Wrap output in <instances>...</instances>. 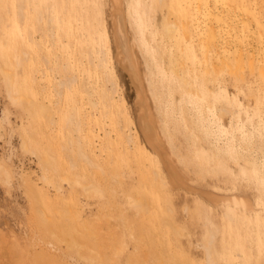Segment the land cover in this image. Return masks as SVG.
Listing matches in <instances>:
<instances>
[{"label":"rangeland","instance_id":"rangeland-1","mask_svg":"<svg viewBox=\"0 0 264 264\" xmlns=\"http://www.w3.org/2000/svg\"><path fill=\"white\" fill-rule=\"evenodd\" d=\"M18 1L0 0V58L14 72V92L25 91L43 100L53 108L55 124L35 120L24 106L12 103L0 71V163L10 175L7 185L0 172V264H208L202 246L208 228L215 233L213 249L219 264H264V191L232 163L226 174L216 170L214 175L194 157L195 148L208 149L206 141L233 143L264 171V81L259 75L264 67V0H220L223 4L217 6L216 0H137L129 22L127 18L146 104L157 118V132L164 136L168 154L192 190L153 188L131 159L136 147L128 145L104 117L96 91L105 88L108 67L98 68L94 55L86 50L91 53L107 33L115 68L112 81L139 129L136 87L116 60L111 0H26L25 24L50 54L53 71L40 61H24L19 67L10 64L15 50L9 47L6 54L2 43L5 38L13 43L10 33L16 25L23 27ZM48 2L53 6L50 17L61 20L53 34L48 13L38 23L34 11ZM129 3L123 0L125 10ZM214 13L222 20L217 21ZM165 19L180 24L171 38L162 30ZM208 28H213L216 40L206 52ZM238 54L244 61L239 77L227 68L219 75L213 72V64L225 60L233 65ZM55 55L67 61L79 79V85L60 94ZM248 57L253 59L252 69ZM218 100L229 111L222 119L224 133L217 132L214 116ZM90 101L98 103L97 108ZM70 114L81 122L80 134L63 128ZM208 126L215 132L210 141L203 137ZM104 131L110 132L111 143ZM140 135L139 143L144 145ZM22 137L29 150L22 149ZM79 140L96 162L105 164L103 171L79 156ZM39 156H49L53 167L43 170ZM92 182L96 190L85 191L82 185ZM203 193L244 197L254 210H232L206 200ZM131 197L142 198L146 207L130 205ZM62 209H74L76 214L65 217ZM227 214L233 216L231 221Z\"/></svg>","mask_w":264,"mask_h":264},{"label":"bare ground","instance_id":"bare-ground-1","mask_svg":"<svg viewBox=\"0 0 264 264\" xmlns=\"http://www.w3.org/2000/svg\"><path fill=\"white\" fill-rule=\"evenodd\" d=\"M18 2H19V5H18L19 11L24 20V24L22 28H20L21 27L20 25H16L13 32L10 33V36L13 38V43L7 42V38H5L6 41L2 43L4 49H6L5 51L6 54L9 53V50H7L9 49V47L11 48L13 47V49L15 50L13 53L14 55L13 59L9 58L10 61L9 60L8 61L10 62L12 67H19L20 65H22L24 61H27V62L29 61L30 63H38L40 61L48 66L49 71H53L54 69L51 67L50 54L47 52H44L40 43L37 41V39L34 38L32 34L33 30H31L28 27L29 26L28 24H25V20L28 14L26 0H19ZM136 2L137 0H130V3L127 5V8L125 10L123 8V0H111L112 16H113L112 27H113V41H114V45L116 48V60L119 63V65L123 67V69L128 73L131 79L130 81H132V83L136 87L137 104L140 107L139 116L137 118L138 119L137 124L139 126L140 132L142 136L144 137L146 143L144 145L139 143L140 136H141L139 129L126 111V103H125L123 96L121 94H117V92H120V91H117L116 89V86H115L116 83L113 82L115 80L112 81V78H113L112 74L113 75L115 74V68H114L113 57H111V47H112L110 45L111 41L107 33L105 35L104 40L102 39L98 41L97 43L98 47L96 46L91 47L93 48L91 53H89V51L87 52L86 50L87 54L94 55L95 62L97 63L96 66L98 68L107 69L108 67V70L105 73V77H104L105 84H106L105 88L103 89V91H100V90L96 91L97 93L100 94L99 96L100 101L98 102L105 108L104 117L110 121L112 127L114 128L117 127L119 136L128 145L133 144L136 147L135 151L134 152L132 151V153L130 154L131 159L136 162L137 166L145 174L146 180L149 182V184H151L153 188H156V190L157 188L160 190L161 189L165 190L169 186H172L174 188L176 187L179 188L181 186V187L188 188L189 190H192L188 186L185 185V183L182 180L181 173L176 166V163L172 160V157L170 156L171 154L170 155L168 154L166 147L164 145L165 142H163L164 136H162L163 138H161L160 137L161 134L159 135L157 132V128H156L157 123L155 121V119L157 118H154L155 116H153V114L151 113L150 109L148 108L146 104L147 102H146L145 89L143 86L141 74L138 69V64L136 61L137 57H135L136 54H134L135 53L133 50L134 47H132L133 45L131 46V43L127 35V23L132 18V8L133 6H135ZM217 4H223V2H221L220 0H216L214 2V5L217 6ZM52 7H53L52 3L48 2L46 5H44V7L42 6L36 7L34 11H35V17L38 23L43 22L46 17L45 13H48V16L46 17L47 23L49 24V27H51L50 31L53 34L55 24H59V23L61 24V20H59L57 17L54 19L50 17ZM127 18H128V22H127ZM215 18L217 21L222 20V18L216 14H215ZM168 19H165V21L163 22L162 30L166 36L171 38L174 32L178 29V27H180V24L177 20L169 21ZM243 24H244V21H243ZM246 24L247 23L245 22V25ZM128 26L130 27V25ZM181 26L184 30L185 24ZM68 34H70V31ZM63 35H64V31L61 32V37ZM72 35H73V32H72ZM75 35L77 39L83 41V39H81L80 34L78 32H76ZM184 38L187 39L186 32H184ZM215 40H216V35H215L213 28H208L206 35L204 37V44H205L206 52L210 51V47L215 42ZM70 41L72 40L69 39L68 37V45L72 43ZM27 48L31 50L29 51ZM80 49H83V48H80ZM91 55L90 56L88 55L87 57L91 58ZM55 57H57V60L59 61L57 64V68H58V74L60 77V80L56 82V87H57L56 91L57 93L60 94L62 89H65V88L72 89L75 85H79L78 83L79 79L77 75L72 74L70 64L67 61H62L63 58H59V56L57 55H55ZM3 59L4 58H0V71L3 75L1 77H4L5 79L10 101L14 104H21L22 106H24L27 112L30 113L34 117L35 120L40 121L43 119L49 122L50 124L54 125L55 118L53 117V115H55V113L53 111V108L47 105L43 100H39L35 98L33 95H31L28 92H25V91H22L21 93L14 92V87H13L14 72L12 69H10L6 65L7 62ZM251 59L250 58L248 59V66L250 67V69H252V65H253V61H252L253 59L252 60ZM243 64H244L243 57L241 54H238L235 58V62L233 65L229 64L225 60H221L217 64H213L211 68L213 69V72L216 75L221 74L224 68H227L230 74H232L234 77H239L242 72ZM259 75L261 79L264 81V67L263 69L259 70ZM183 91L186 93H190V91L186 90L185 88H183ZM43 98H46V96L44 95ZM97 104L98 103L96 102L90 101V105L93 108H97ZM218 104L220 105L219 107H217ZM227 112H229L228 109L224 105H222L220 100H218L216 105L214 106V116H215V121L217 123L216 125L217 132L219 133H224L226 131L224 125L222 124V119H223V115ZM186 123L187 125L190 124V120H186ZM80 124L81 122L74 115L72 116L70 114L67 117V120L65 124L63 125V128L72 130V132L81 133L82 130H81ZM162 128L164 127L162 126ZM210 128L209 126L205 127L204 128L205 135H203V137L209 141H210L209 138L211 137L210 135H214L215 133L214 131L211 130L212 128L211 129ZM230 128L232 129L233 125H231ZM40 130L41 129L38 128V131L42 132V130L41 131ZM127 130L130 132L129 134H125ZM104 132H105L104 133L105 140L111 143L110 132L108 131L107 132L104 131ZM86 139H88V135ZM80 141L81 140L78 141L79 156L83 160H85V162L90 167H94L96 168V170L103 171L104 170L103 166L105 164L102 166V164L98 163V161L96 162L95 161L96 159L92 158V155L89 153L88 147L85 144L82 145ZM70 143L71 141H69V144ZM206 143L209 144V145L207 144L208 149H198V148L194 149L195 161L198 160L199 165H201V167L205 168V170H207L209 173L214 174V175H216V172H215L216 170L221 174H226L228 172L227 165L232 163L233 165L239 168H242L244 172L246 173V176L252 179L256 183V186H258L261 190L264 191V171L261 170V167L258 165L256 159H254L253 157H250L249 155L246 156L245 153L241 154L238 151V149L233 145V143L232 144L222 143L223 145L222 144L220 145V142L216 143L215 145L207 141ZM21 147L24 150L30 149L28 141L24 138H23ZM149 149L153 151L154 154ZM173 159L176 160L175 157ZM40 163H41L43 170H45V169H48V167H53L54 160H52L49 156H44V157L42 156L40 157ZM70 166L72 165L70 164ZM0 172L4 176L3 182L7 185H10L9 172L2 163H0ZM42 179L44 181H47L48 183V179L44 172L42 175ZM61 179L64 180L65 182L67 178L62 177ZM68 182H71V180L70 181L68 180ZM73 182H76V181H73ZM82 187L87 192L96 190V187L93 184V182L83 184ZM202 195L207 198V199L205 198L206 200H209L210 202L217 204V205L222 204L225 207L231 208L232 210H239L243 212H252L254 210V206L252 202L249 199L244 198V197L219 196L213 193H203ZM146 204L147 202L145 203L144 200L140 197H133L130 201V205L135 206L137 208L146 207ZM61 211H62V215L68 218L76 214V210L74 209H62ZM40 216H41L42 221H45L46 219H48L47 217L45 218V215L42 209L40 211ZM226 217L229 221L233 219V216L231 214H227ZM214 238H215L214 230L211 228H208L206 238L204 240V243L202 244L205 250V253H206V260L208 264H219V261L215 255V251L213 249Z\"/></svg>","mask_w":264,"mask_h":264},{"label":"built area","instance_id":"built-area-1","mask_svg":"<svg viewBox=\"0 0 264 264\" xmlns=\"http://www.w3.org/2000/svg\"><path fill=\"white\" fill-rule=\"evenodd\" d=\"M20 164V162L18 161V165Z\"/></svg>","mask_w":264,"mask_h":264}]
</instances>
